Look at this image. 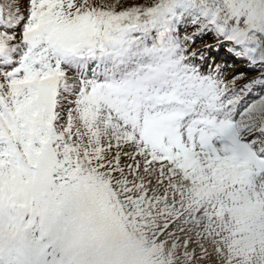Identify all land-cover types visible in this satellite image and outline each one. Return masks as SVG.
<instances>
[{
	"label": "snow or ice",
	"instance_id": "snow-or-ice-1",
	"mask_svg": "<svg viewBox=\"0 0 264 264\" xmlns=\"http://www.w3.org/2000/svg\"><path fill=\"white\" fill-rule=\"evenodd\" d=\"M0 264H264V0H0Z\"/></svg>",
	"mask_w": 264,
	"mask_h": 264
}]
</instances>
